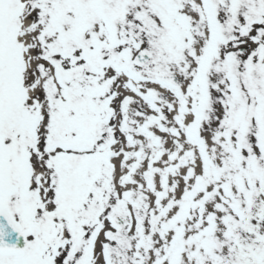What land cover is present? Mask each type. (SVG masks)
Returning <instances> with one entry per match:
<instances>
[{
	"label": "snow or ice",
	"instance_id": "obj_1",
	"mask_svg": "<svg viewBox=\"0 0 264 264\" xmlns=\"http://www.w3.org/2000/svg\"><path fill=\"white\" fill-rule=\"evenodd\" d=\"M0 264H264V0H0Z\"/></svg>",
	"mask_w": 264,
	"mask_h": 264
},
{
	"label": "water",
	"instance_id": "obj_2",
	"mask_svg": "<svg viewBox=\"0 0 264 264\" xmlns=\"http://www.w3.org/2000/svg\"><path fill=\"white\" fill-rule=\"evenodd\" d=\"M5 240L9 243L15 242L16 241V234L15 233H10L5 237Z\"/></svg>",
	"mask_w": 264,
	"mask_h": 264
}]
</instances>
